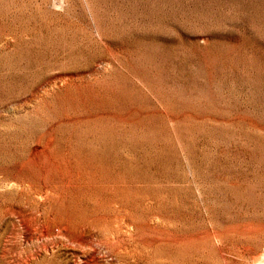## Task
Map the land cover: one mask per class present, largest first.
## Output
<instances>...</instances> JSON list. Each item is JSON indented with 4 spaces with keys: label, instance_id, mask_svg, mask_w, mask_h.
I'll use <instances>...</instances> for the list:
<instances>
[{
    "label": "rangeland",
    "instance_id": "obj_1",
    "mask_svg": "<svg viewBox=\"0 0 264 264\" xmlns=\"http://www.w3.org/2000/svg\"><path fill=\"white\" fill-rule=\"evenodd\" d=\"M0 264H264V0H0Z\"/></svg>",
    "mask_w": 264,
    "mask_h": 264
}]
</instances>
